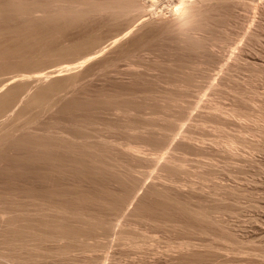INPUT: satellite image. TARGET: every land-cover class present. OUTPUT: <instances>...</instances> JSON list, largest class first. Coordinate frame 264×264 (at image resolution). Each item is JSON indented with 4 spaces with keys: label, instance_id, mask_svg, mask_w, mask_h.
<instances>
[{
    "label": "rangeland",
    "instance_id": "rangeland-1",
    "mask_svg": "<svg viewBox=\"0 0 264 264\" xmlns=\"http://www.w3.org/2000/svg\"><path fill=\"white\" fill-rule=\"evenodd\" d=\"M123 1L0 0V10H5L0 11V46H26L32 37L23 35L29 30L37 32L33 39L40 31L49 33L40 35L39 44L52 42V55L40 53L42 44L40 52L33 47L42 60L46 57L41 66L12 64L11 56L2 57L0 50V63L12 60L0 65V93L7 89L5 81V87L12 80L20 85L38 72L86 60L41 81L57 84L48 105L27 107V113L13 119L12 112L40 81L26 80L25 91L0 116V134L10 127L14 137L51 135L49 130L58 137L82 125L76 134L89 143L100 142L104 151L102 162L93 167L64 160L60 150L52 151L57 159L24 161L32 153L2 146L0 264H264V2L256 1V7L251 0H196L183 3L186 7L177 12L176 0H145L146 6L131 0L130 8L120 5ZM108 4L120 12L107 11ZM61 8L72 15L85 9L83 20L68 23L69 29L61 18L51 25ZM14 28L25 32L21 42L11 32ZM128 28L132 33L110 43ZM86 38H95L98 46L91 41L94 45L85 47ZM33 48L27 49L32 58ZM100 48L104 52L92 55ZM60 49L61 54L68 49L69 55L60 57ZM137 180L140 185L133 187ZM149 187L178 194L182 203L188 202V211L161 208L156 197L149 201ZM132 193L135 199L128 200ZM60 204L105 215L102 223L107 224L101 223L97 234L88 230L87 235L86 229L85 238L76 236L74 242L24 234L10 238L42 215H59L49 206ZM203 207L204 218L197 217ZM189 209L200 213L195 217ZM71 216L72 224L81 225L84 216Z\"/></svg>",
    "mask_w": 264,
    "mask_h": 264
},
{
    "label": "bare ground",
    "instance_id": "bare-ground-1",
    "mask_svg": "<svg viewBox=\"0 0 264 264\" xmlns=\"http://www.w3.org/2000/svg\"><path fill=\"white\" fill-rule=\"evenodd\" d=\"M130 1L131 0H127V1H123L122 2V4H120V5H122V6H127V7H129V4H130ZM194 1H196V0H176V3L177 4H179V3H190V2H194ZM251 1H254V3L253 4H255L256 5V7H257V4L258 3H260V2H264V0H262V1H259V0H251ZM256 1H259L258 3L256 2ZM108 2V1H107ZM234 2H238V1H236V0H230V3L231 4H236V3H234ZM257 4H256V3ZM111 3V2H110ZM138 3H140L141 4V6H146V4L147 3H145V0H140ZM264 3H261L260 5H263ZM105 5H106V3H105ZM109 5V4H108ZM115 5H116V3H115ZM90 7H92L91 5H89ZM95 6H97L98 7V5H95ZM107 6V5H106ZM121 6V7H122ZM131 6V5H130ZM175 6V5H174ZM264 6V5H263ZM121 7H118V8H121ZM147 7H148V5H147ZM173 6H171V8H172ZM255 7V8H256ZM260 7V6H259ZM95 8V7H94ZM126 8V7H125ZM124 8V9H125ZM130 8V7H129ZM261 8V10H262V8L264 9V7H260ZM4 9V8H3ZM93 9V8H92ZM96 9H98V8H96ZM103 9V8H102ZM123 9V10H124ZM152 9V8H151ZM158 9V8H157ZM168 9V8H167ZM257 9H259V8H257ZM1 10H2V8H1ZM0 10V11H1ZM86 10H88L87 8H86ZM90 11H91V9H89ZM94 10V9H93ZM106 10L108 11H111L112 13H114V14H118L120 11H118V10H116V7L115 6H110L109 5V8L107 9L106 8ZM150 10V9H149ZM168 10H170V9H168ZM5 10H3V11H1L2 13L4 12ZM84 11H85V9H83L82 11H80L79 10V12H75V10H74V13H75V15H72L73 13H69V12H64L63 11V9L61 8V12L58 14V15H55V16H53V17H51V19L49 20V18H47L48 20H49V22L51 23V25L52 24H59L60 23V20H58L59 18H61V19H63L62 21L63 22H66L67 23V25L66 26H64L62 23L60 24V26H64L65 28L66 27H68L69 26V24L68 23H73L74 21L76 22V21H80V19L82 18V20H83V15H85V13H84ZM262 11H264V10H262ZM261 11V12H262ZM150 12H152L153 14H157V12L153 9V11H151L150 10ZM76 13H78V14H76ZM86 13H87V11H86ZM89 13V12H88ZM87 13V14H88ZM149 13V12H148ZM151 13V14H152ZM111 14V13H110ZM159 14H160V12H159ZM2 15V14H1ZM0 15V16H1ZM89 15V14H88ZM111 16V15H110ZM87 18V17H86ZM85 19V18H84ZM65 20V21H64ZM138 20V19H137ZM61 21V22H62ZM184 20L183 19H181L179 22H183ZM35 22H36V20H35ZM34 22V23H35ZM57 22H59V23H57ZM82 22V21H81ZM37 24L36 25H38V23L40 24V21L39 22H36ZM65 23V24H66ZM77 23H79V22H77ZM133 23V22H132ZM25 24V23H24ZM138 24V23H137ZM136 24V25H137ZM27 25V24H26ZM29 25H31V24H29ZM28 25V27L29 28H27L26 27V29H31L32 30V28H30V26ZM33 25V24H32ZM42 24H40V26H41ZM48 25H49V23H48ZM73 25H75V24H73ZM135 25V26H136ZM24 25H22L21 27H23ZM33 26H35V25H33ZM50 26V25H49ZM63 26L62 27H60L61 29L63 28ZM71 27H72V24L70 25ZM68 27V29L69 28H71V27ZM76 26H78V25H76ZM133 26V25H132ZM132 26H130V27H132ZM11 27V26H10ZM42 27L44 28V27H47V24H45V26L44 25H42ZM42 27H41V29H42ZM55 27V25L53 26V28ZM58 28H59V26H57ZM57 27H55V31H56V28ZM75 27V26H74ZM73 27V28H74ZM129 27V26H128ZM25 27H23V29H24ZM34 28V27H33ZM37 28V27H36ZM52 28V27H51ZM52 28V29H53ZM59 28V29H60ZM126 28V27H125ZM26 29H24L25 31H26ZM40 29V28H39ZM38 28H37V31L39 30ZM45 29V28H44ZM47 29H50V27H47ZM47 29H45V31L47 30ZM52 29H51V31H52ZM58 29V30H59ZM60 29V30H61ZM64 29V28H63ZM67 29V28H66ZM66 29H64L65 31H66ZM10 30V29H9ZM13 30H15V28L14 29H12V31L11 32H14ZM16 30H22V28L20 29V28H18V29H16ZM15 30V31H16ZM34 30H36L35 28H34ZM33 30V31H34ZM43 30V29H42ZM63 30V32L62 33H64L65 31ZM124 30V32L121 34L120 32V35L119 36H117V37H115V35L113 36V40H112V42L110 41V43H113V45H115V42H118V41H120L119 39L121 38V40H122V37L123 36H125V37H127L126 35L128 34V33H130L131 32V29H123ZM7 31H8V29H7ZM50 31V30H49ZM10 32V31H9ZM30 32V30L28 31V32H26L27 34H25V35H23V36H25L26 37V35H28V34H30V37H32V38H30V40H29V37H28V40H29V42L26 40V39H24V41H23V39H22V41L23 42H26V46L24 47L23 45L21 46H18L19 45V43H18V45L17 46H14L15 44H13V43H11L10 42V45H13V47H11L10 45H9V43H8V45L7 46H9V49L8 48H6L7 46H6V44L5 45H2V46H0V47H2L3 49H0L1 50V52H2V50H3V52L1 53V54H3L2 55V57L3 56H11V59H13L14 61H12L13 63L12 64H18L19 62V64H18V66L19 65H21V66H24V67H29V64L31 65V64H34V65H36V64H38L39 66H41L40 64L43 62V61H45L44 59H46V57L45 58H43V60H42V57L43 56H46V55H44V53L46 52V54L49 52H51L52 50H49L48 49V47L51 45V39H50V41L48 42V44L50 43V45H48V47H46V44L44 43V45H43V49L45 48L46 49V51H43V49L42 50H40L39 51V49L42 47V45L41 44H39L40 43V40H42V39H39V37H43L44 36V34L43 33H45L44 31H43V33H42V31H40L41 32V34L43 35V36H40V35H38V36H36V37H38L37 39H33V33H36V34H34V35H37V32H32V34L31 33H29ZM57 32V31H56ZM56 32H54V31H52V34L53 33H56ZM14 33H16V37H17V40H19V42H21L20 40H21V36L22 35H20L21 33L23 34V33H25L24 31H21V33L19 34V32L18 31H16V32H14ZM17 33L20 35H17ZM58 33V32H57ZM132 33V32H131ZM49 33L48 32H46L45 33V36L46 35H48ZM59 34V33H58ZM61 34V33H60ZM50 35H51V33H50ZM117 35V34H116ZM129 35V34H128ZM19 36V37H18ZM22 36V37H23ZM49 36V35H48ZM35 37V36H34ZM38 39H39V41H38ZM87 40H88V38H86ZM92 39V38H91ZM93 39H95V38H93ZM91 40V41H95V40ZM16 40V38L13 40V41H17ZM87 40H83L82 42H84V41H87ZM89 41V40H88ZM91 41H89L88 42V44L85 42V43H83L84 45H86L85 47H90V45H94V43L96 44L97 42L95 41L94 43L93 42H91ZM14 42V43H15ZM18 42V41H17ZM42 42V41H41ZM81 42V43H82ZM92 43V44H91ZM20 44H22V43H20ZM25 44V43H24ZM41 45V47L39 46V45ZM109 44V43H108ZM81 45V44H80ZM97 45V44H96ZM101 45V44H100ZM109 45H112V44H109ZM108 45V46H109ZM6 48V50H4L5 48ZM34 46H36V47H34ZM38 46L40 47V48H38ZM74 46V45H73ZM72 46V47H73ZM98 46V45H97ZM37 49L38 50V52H40L42 55H40L35 49ZM51 47V46H50ZM71 47V46H70ZM71 47V48H72ZM75 47H78V45H75ZM83 47V48H82ZM85 47L83 46V45H81L80 47H78V48H80V50L81 49H83V50H85ZM100 47V46H99ZM105 47H107V46H105ZM26 48V49H25ZM31 49V48H33L35 51H33V49H32V51L34 52V57L32 58V56L31 55H33V54H28L27 55V53H29L30 51H28L27 49ZM71 48H69V49H71ZM74 48V47H73ZM93 48H96V47H94L93 46ZM92 47L91 48H89L90 50L91 49H93ZM98 48V47H97ZM103 48H104V46H103ZM102 48V49H103ZM25 49V50H24ZM44 49V50H45ZM74 49H77V48H74ZM101 48L99 49V50H97V51H93L92 53V55H95V54H97L98 52L100 53L101 52V50H102ZM105 49V48H104ZM103 49V50H104ZM23 50V51H22ZM54 50V49H53ZM79 50V51H80ZM82 50V51H83ZM102 50V52H104ZM26 53H25V52ZM58 51H59V49H58ZM62 51H67V52H62V54L63 53H65V54H68V53H70L71 51H73L72 49L71 50H69L68 51V49H65V50H62ZM82 51H80V52H82ZM21 52H24V54L22 55L21 54ZM35 52H36V54H37V56H35ZM77 53H78V49H77V51H76ZM58 52H56L55 51V53L54 54H57ZM91 53V52H90ZM89 53V54H90ZM61 49H60V57H62L61 55ZM41 57H40V56ZM49 55H52L51 53L49 54ZM49 55H47V56H49ZM69 55V54H68ZM71 55H73V53L71 54ZM70 55V56H71ZM75 55H77V54H75ZM91 55V56H92ZM31 56V57H30ZM53 56H55V55H53ZM56 56H58V54L56 55ZM65 57H66V55H64ZM88 56V55H87ZM86 56V57H87ZM90 56V57H91ZM1 57V56H0ZM12 57H16V58H18L17 59V61H16V59H14V58H12ZM59 57V58H60ZM5 58V57H4ZM50 58H52V57H50ZM55 58V57H54ZM58 58V57H57ZM88 58V57H87ZM1 59H3V58H1ZM0 59V60H1ZM48 59V58H47ZM61 59V58H60ZM86 59V58H85ZM92 59V58H91ZM95 59V58H94ZM6 60L8 61V63L9 62H11L9 59H7V57H6ZM5 59L2 61V62H4V61H6ZM19 60V61H18ZM89 60V59H88ZM6 61V62H7ZM48 61V60H47ZM84 61H86V60H83L82 62H76V63H74V64H70V63H66V64H64L63 63V65H60V66H58L57 68L55 67V69L53 68V69H51V70H49V71H42V72H38V73H36L34 76H29V77H27L26 78V76H25V78L26 79H24L23 81L24 82H26V80L27 81H29L28 79H30L31 81L33 80H40L39 82H41V81H43V80H47L48 78H50V77H56L57 75H61L62 74V72H70V71H72L73 69H75V68H78L79 66H83L82 64H85V62ZM1 62V63H2ZM6 62H4L5 64H6ZM88 62V61H87ZM0 63V65L1 66H3L4 64L2 63L1 64ZM8 63H7V65H8ZM22 64H24V65H22ZM6 65V66H7ZM28 65V66H27ZM38 65H36V66H38ZM13 66H15V65H13ZM33 66V65H32ZM31 66V67H32ZM34 67V66H33ZM5 68V67H4ZM7 68H9V67H6V69ZM80 68H82V67H80ZM35 73V72H34ZM16 76V75H15ZM15 76H13L14 77V80L16 79V77ZM24 76V75H23ZM22 76V77H23ZM12 77V78H13ZM17 77H18V75H17ZM20 78V77H19ZM23 79V78H22ZM10 80H11V78H10ZM21 80V79H20ZM19 79H18V81H20ZM7 81H8V79H7ZM22 80H21V82H23ZM6 82V81H5ZM5 82H3L2 83V85L4 86V88H7V89H4V90H2V91H4L3 93H0V116L1 115H3V114H5L6 113V109H10V108H8L10 105H12L11 104V102H13V104H14V101L13 100H16V99H18L19 97V95L18 94H20V92H22V91H25V90H21V89H23V88H25L24 87V82L23 83H21L20 85L18 84V83H16L17 81H14V84H13V80H12V84H11V86H8V85H10V81L8 82V85H7V87H5L6 85H4V83ZM39 82L37 83V81H36V83L38 84H36V86L34 85V87L36 88H34L35 90H32V91H29L28 92V96H26L25 97V99H23L24 101L22 102V106L20 105V107H18L14 112H12L13 113V119L15 118V119H17V118H20L21 116H23V114L24 113H27V107H34V106H39V105H41V103L43 104H46L47 102H48V99H47V97H49L48 95L49 94H53V93H55L56 91V83H54V82H51V83H49V84H44L43 85V82H41L42 84H39ZM27 83V82H26ZM32 83V82H31ZM6 84V83H5ZM15 84H18V85H15ZM26 86V85H25ZM0 87H1V85H0ZM28 87V86H27ZM26 87V88H27ZM29 88V87H28ZM30 90V89H29ZM27 91V90H26ZM30 92H32V93H30ZM23 93V92H22ZM30 94V95H29ZM25 96V95H24ZM21 98V97H20ZM49 100L51 101V98H49ZM18 101V100H17ZM19 101H20V99H19ZM43 104V105H44ZM53 104V103H52ZM47 105H48V103H47ZM49 105H50V103H49ZM23 106H25L24 108H23ZM42 106V105H41ZM10 107H12V106H10ZM25 108H27L26 109V111H24L25 110ZM38 108V107H37ZM31 109V108H30ZM33 109V108H32ZM32 109H31V111H32ZM35 109V108H34ZM28 111H29V109H28ZM29 113V112H28ZM30 114V113H29ZM12 119V117H10L7 121H5L4 123H6L5 125H10V123H11V121L13 120ZM3 123V124H4ZM83 128H82V125H74V129H72V132L71 133H63V132H59V136L57 137V136H53V133H54V131H50L49 130V132H52L51 133V135L50 134H48V135H46V134H30V135H25V136H17V137H14V136H12V133H13V130L12 129H10V127H8V128H6L4 131H3V133L2 134H0V150L2 149V146L3 145H5L6 143L8 144V146H9V148L11 149V150H16V149H24V150H26V152H29V153H32V156L31 157H29V158H26V157H24V158H21V159H23L24 161H26V160H29L30 162H31V160H41V159H57V157H56V155L52 152L53 150H60V151H62L63 152V154H64V156H66L67 158H64L63 157V159L64 160H66V161H71V162H76V163H80V164H82V163H86V164H91L93 167L96 165V166H98V163H101L102 162V158L101 157H104V155L102 154V152L104 153V151L100 148V147H103V145L101 146L99 143H96L95 142V144H92V143H89V142H87L86 140H85V138L83 137V139H82V137H80L79 135H77L76 133H78V132H80L81 130H82ZM163 130V129H162ZM1 133V132H0ZM48 133V132H47ZM61 133V134H60ZM10 136V137H9ZM9 137V138H8ZM14 137V138H13ZM169 138V137H168ZM101 143H102V141H101ZM99 144V145H98ZM100 146V147H99ZM128 148H130V147H128ZM133 149V148H132ZM136 149V148H135ZM131 150V149H130ZM129 150V151H130ZM137 150V149H136ZM129 151H126L127 153L129 152ZM130 152H132V150L130 151ZM130 152L128 153V155L129 156H134L135 155V153H131L132 155H130ZM134 152V151H133ZM3 152L1 151V154H2ZM126 153V154H127ZM2 157V156H1ZM58 159H60V158H58ZM22 160V161H23ZM168 161V160H167ZM171 162H172V160H171ZM167 163V162H166ZM169 164H170V162H168ZM91 167V166H90ZM100 167V166H99ZM111 167V166H110ZM95 168H97V170H99L98 169V167H95ZM113 168V167H112ZM112 168H111V170H112ZM101 170V169H100ZM100 172V171H99ZM101 173V172H100ZM122 177H124V176H121V178ZM126 177V176H125ZM120 178V177H119ZM126 180V179H125ZM127 181V180H126ZM136 182H138V180L137 181H135V183H134V185H133V187H135V184L137 185L138 183H136ZM123 183V182H122ZM125 183V182H124ZM124 183L122 184V185H124ZM127 183V182H126ZM140 184H138V186H139ZM152 187V186H151ZM151 187H149V188H151ZM149 188H147V190H149ZM135 189H137V186H136V188ZM147 190H145V192L147 191ZM135 191V190H134ZM132 192H133V189H132ZM144 192V193H145ZM149 192V193H148ZM148 192H146V193H148V194H146V198L148 199V198H151V197H156L158 200H159V202H161V204L163 205V206H161V204H159V202L157 201V199H156V201L158 202H156L159 206H161V208L162 207H164L165 206V208H167L166 206L167 205H170L171 207H172V209H173V207H174V209L176 208L177 210L178 209H180L179 211H181L182 209H185L186 211H188V206H189V204H188V202H186L185 201V203H182V201L180 200V198H178V194L176 195L175 194V196H170L169 195V193L166 191V190H159V189H152L151 188V190L150 191H148ZM135 193V192H134ZM133 194V193H132ZM131 194V196H133L134 197V195L135 194H133L132 195ZM173 194V193H172ZM138 195V194H137ZM144 196V195H143ZM142 195H141V197H143ZM177 196V197H176ZM118 197V196H117ZM133 197H130V195H129V199L128 200H130L131 198L134 200L135 199V197L133 198ZM138 197H140V196H138ZM114 198L115 197H113V198H111V199H113L114 200ZM119 198V197H118ZM145 197H143V199H144ZM139 199H141L142 200V198H139ZM138 199V200H139ZM113 200H111V202L113 203ZM115 200H118V199H116L115 198ZM114 200V201H115ZM149 201H150V199H148ZM152 200H155V198L154 199H152ZM151 200V201H152ZM161 200V201H160ZM119 201H120V199H119ZM136 201H137V197H136ZM143 201H146L145 199L143 200ZM117 202V201H116ZM137 202H139V201H137ZM140 202H142V201H140ZM139 202V204H141ZM153 202V201H152ZM184 202V201H183ZM111 203V204H112ZM143 203V202H142ZM188 204V206H187V204ZM110 204V203H109ZM138 205V204H137ZM169 207V206H168ZM171 207H170V209H171ZM136 209H138V207H135ZM134 208V209H135ZM165 208H163V209H165ZM49 209L51 210V211H53V212H56V213H58L59 215H56V216H54V217H50V216H48V215H42L41 217H40V219L38 220V221H36L34 224H32L31 223V225L30 226H27V227H25V228H23V229H21V230H17V231H14L13 232V234L11 235V239L13 240H15V238L17 237V236H22V234H24V235H28L29 237H30V235H32V237H36L37 239L38 238H40V240L42 239H45L46 240V238H48V237H50V238H52V237H54L53 239H57V238H67L66 240H69L70 239V241H71V238H73L72 239V241L75 239L74 237H76L77 236V238H79V236H80V238H82L81 236H84L83 235V233L85 232V230L87 229V231L89 230H93L94 232H95V234H97L96 232H98L97 230V228L99 227V228H101V225H103V224H107V223H102V222H104V220L105 219H103L102 220V217L104 216L105 217V215H103L102 217H100L101 215L99 214V213H97V214H99V215H97V214H95V215H91V213L89 214L88 212H84L83 210H79V209H70V208H67L66 207V204H60V206L59 205H50L49 206ZM135 209V210H136ZM175 209V210H176ZM200 210H201V214L200 215H202V210H205L204 209V207L201 209V208H199ZM198 209V210H199ZM135 210H133V211H135ZM184 210V211H185ZM190 210V209H189ZM140 211V209H138V212ZM143 211H144V209H143ZM183 211V210H182ZM181 211V212H182ZM192 211V212H191ZM193 211H195V212H193ZM206 211V210H205ZM135 212H137V211H135ZM145 212V211H144ZM143 212V213H144ZM147 212V211H146ZM155 212H157L156 214L157 215H159V214H161L162 212H158V211H155ZM155 212H154V215H156L155 214ZM190 212H191V214L193 213V214H195V215H193V216H195L196 217V215L197 214H199L200 213V211H196V209L195 210H190ZM204 214H205V212H203ZM74 214H80V216L79 217H83L84 216V219L83 218H80L81 220V222L82 223H80L81 225H74V224H72V216L71 215H74ZM146 214V213H145ZM145 214H142V211H141V215L143 216V215H145ZM61 215H63V216H61ZM138 215H140V212L138 213ZM157 215L155 216V217H157ZM164 215V213L162 214V216ZM198 216L197 215V217H200V218H204V216L202 217V216ZM206 215H207V213H206ZM205 215V216H206ZM141 216V217H142ZM160 216V215H159ZM164 216H166V215H164ZM163 216V217H164ZM208 216V215H207ZM78 217V216H77ZM143 217H145V216H143ZM161 217V216H160ZM208 217H210V216H208ZM71 218V219H70ZM168 218V217H167ZM207 218V217H206ZM82 219L84 220V221H82ZM160 220H161V218H159ZM163 219H165V222L167 221L166 220V218L164 217ZM211 219V218H210ZM156 220H157V218H156ZM160 220H158L159 222H161ZM84 222V223H83ZM164 221H162V223H163ZM102 223V224H101ZM101 224V225H100ZM100 225V226H99ZM88 228H90V229H88ZM96 230V231H95ZM100 230V229H99ZM84 231V232H83ZM89 231H88V233H87V235H90L91 234V231H90V234H89ZM82 233V234H81ZM86 233V232H85ZM93 233V232H92ZM81 234V235H80ZM23 235V236H24ZM93 235V234H92ZM15 237V238H14ZM27 237V236H26ZM76 238V239H77ZM84 238H85V236H84ZM84 238H83V240H84ZM82 240V241H83ZM44 241V240H43ZM74 242V241H73ZM84 242H86L85 240H84ZM87 244V243H86ZM86 244H84V245H86Z\"/></svg>",
    "mask_w": 264,
    "mask_h": 264
},
{
    "label": "snow or ice",
    "instance_id": "snow-or-ice-1",
    "mask_svg": "<svg viewBox=\"0 0 264 264\" xmlns=\"http://www.w3.org/2000/svg\"><path fill=\"white\" fill-rule=\"evenodd\" d=\"M186 7L185 4L179 3L176 5V11L179 12L181 9H184Z\"/></svg>",
    "mask_w": 264,
    "mask_h": 264
}]
</instances>
